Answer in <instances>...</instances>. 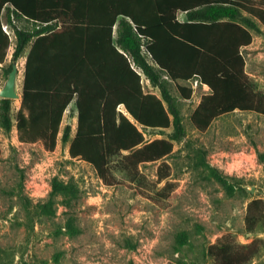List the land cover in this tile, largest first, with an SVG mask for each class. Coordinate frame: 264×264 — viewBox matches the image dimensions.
I'll use <instances>...</instances> for the list:
<instances>
[{"label":"trees","instance_id":"trees-1","mask_svg":"<svg viewBox=\"0 0 264 264\" xmlns=\"http://www.w3.org/2000/svg\"><path fill=\"white\" fill-rule=\"evenodd\" d=\"M260 26L264 0H0V63L11 44L9 30L12 61L25 54L14 117L18 140L53 151L64 112L74 102L75 133L71 137L65 125L61 136L69 157L91 165L105 186L118 184L116 170L140 185L139 166L163 160L185 136L169 82L184 100L192 89L179 82L208 90L190 117L200 132L235 111L264 116V93L252 84L242 55ZM144 81L157 93L145 91ZM12 126L11 100L1 98L0 129ZM151 130L164 136L147 140ZM166 167L157 169L158 184L168 177ZM164 183L161 191L170 192L173 183ZM71 187L53 179L41 213L53 215V198ZM263 224L264 200L252 199L245 230ZM67 228L74 230L70 222ZM260 245L222 236L207 253L212 264H250Z\"/></svg>","mask_w":264,"mask_h":264},{"label":"rangeland","instance_id":"rangeland-1","mask_svg":"<svg viewBox=\"0 0 264 264\" xmlns=\"http://www.w3.org/2000/svg\"><path fill=\"white\" fill-rule=\"evenodd\" d=\"M13 48L0 63V90L15 62L19 95L11 100V130L0 129V264H212L207 249L222 236L240 244L260 240L250 264H264V224L254 232L244 225L249 201L264 200V116L235 111L200 132L190 117L208 90L197 82H179L192 89L184 100L169 82L184 138L163 160L139 166L142 184L130 183L116 170L118 184L105 186L91 165L69 157L68 143L61 139L51 152L41 143L19 142L14 117L25 54L12 61ZM242 55L252 84L264 93L263 26L252 33ZM75 116L72 107L63 120L71 137ZM161 133L146 131L145 137ZM160 163L167 165L165 181L174 185L170 192L161 191L165 181L157 183ZM53 179L72 187L53 198L54 214L47 216L39 205L48 200ZM68 222L74 230H68Z\"/></svg>","mask_w":264,"mask_h":264},{"label":"water","instance_id":"water-1","mask_svg":"<svg viewBox=\"0 0 264 264\" xmlns=\"http://www.w3.org/2000/svg\"><path fill=\"white\" fill-rule=\"evenodd\" d=\"M16 77L17 67L15 62L11 65V70L7 75L6 81L0 90V98L3 99H18L19 95L16 93Z\"/></svg>","mask_w":264,"mask_h":264},{"label":"crops","instance_id":"crops-1","mask_svg":"<svg viewBox=\"0 0 264 264\" xmlns=\"http://www.w3.org/2000/svg\"><path fill=\"white\" fill-rule=\"evenodd\" d=\"M177 19L179 20V21H185L186 20V17H185V13H182V12H178L177 13ZM3 29H4V31H7L6 30V28H5V26H3ZM9 35H10V40H11V44L10 45H13L14 46V36H13V34H12V31L11 30H9ZM244 49V48H243ZM7 56H8V51H7V54H6V59H7ZM5 59V60H6ZM147 84H148V81H145ZM205 88V87H204ZM154 93H157V91H154ZM72 107H74V109H75V105H74V102H72V103H70V105L67 107V109L65 110V112H64V115H63V119H62V123H61V125H60V130H59V134H58V140H60L61 139V136H62V132H63V129H64V127L65 126H63V120H64V116H65V114H66V112H68ZM75 113H76V109H75ZM76 117V116H75ZM75 129H76V127H75ZM74 135V134H73ZM58 140H57V142H58Z\"/></svg>","mask_w":264,"mask_h":264}]
</instances>
